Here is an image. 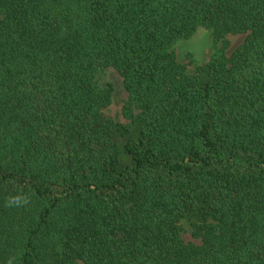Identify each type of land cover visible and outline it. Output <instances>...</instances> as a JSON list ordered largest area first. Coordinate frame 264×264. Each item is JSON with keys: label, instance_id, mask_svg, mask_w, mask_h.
Listing matches in <instances>:
<instances>
[{"label": "trees", "instance_id": "trees-1", "mask_svg": "<svg viewBox=\"0 0 264 264\" xmlns=\"http://www.w3.org/2000/svg\"><path fill=\"white\" fill-rule=\"evenodd\" d=\"M0 264H264V0H0Z\"/></svg>", "mask_w": 264, "mask_h": 264}, {"label": "rangeland", "instance_id": "rangeland-1", "mask_svg": "<svg viewBox=\"0 0 264 264\" xmlns=\"http://www.w3.org/2000/svg\"><path fill=\"white\" fill-rule=\"evenodd\" d=\"M244 38L242 35H228L225 37L229 43L226 50L228 57L242 44ZM220 46V43H215L210 31L199 29L192 37L179 40L174 47V52L178 62L185 66L186 72L194 76L197 68L206 65L214 54L215 49ZM97 80L102 88H110L112 91L111 104L103 110L104 117L116 124L127 125L129 121L123 117L122 108L128 101V93L124 88L122 77L115 69L108 68L98 75ZM180 225L183 229L182 239L185 242L197 244L198 240L192 236L190 223L182 220Z\"/></svg>", "mask_w": 264, "mask_h": 264}]
</instances>
